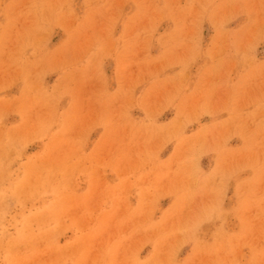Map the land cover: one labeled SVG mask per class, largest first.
<instances>
[{"label":"rangeland","instance_id":"rangeland-1","mask_svg":"<svg viewBox=\"0 0 264 264\" xmlns=\"http://www.w3.org/2000/svg\"><path fill=\"white\" fill-rule=\"evenodd\" d=\"M0 264H264V0H0Z\"/></svg>","mask_w":264,"mask_h":264}]
</instances>
